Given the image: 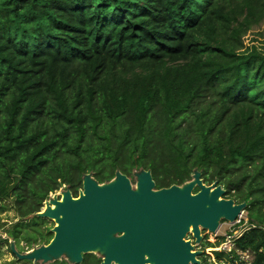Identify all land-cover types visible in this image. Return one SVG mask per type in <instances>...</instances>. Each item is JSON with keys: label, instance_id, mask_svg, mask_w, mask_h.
<instances>
[{"label": "trees", "instance_id": "16d2710c", "mask_svg": "<svg viewBox=\"0 0 264 264\" xmlns=\"http://www.w3.org/2000/svg\"><path fill=\"white\" fill-rule=\"evenodd\" d=\"M263 23L264 0H0V203L19 217L0 245L47 244L35 213L85 174L161 189L198 171L246 203L214 256L264 264V44L245 43Z\"/></svg>", "mask_w": 264, "mask_h": 264}, {"label": "water", "instance_id": "95a60500", "mask_svg": "<svg viewBox=\"0 0 264 264\" xmlns=\"http://www.w3.org/2000/svg\"><path fill=\"white\" fill-rule=\"evenodd\" d=\"M133 178L135 187L120 172L101 184L85 174L78 197L65 187L35 213L54 222L50 241L20 253L10 240V251L32 264L62 257L79 264L89 253L100 257V264H199L201 252L186 235L199 244L201 230L215 232L220 220L233 223L246 206L223 198L225 190L216 182L205 185L198 171L182 185L161 189H155L149 170L134 172Z\"/></svg>", "mask_w": 264, "mask_h": 264}, {"label": "rangeland", "instance_id": "374dc122", "mask_svg": "<svg viewBox=\"0 0 264 264\" xmlns=\"http://www.w3.org/2000/svg\"><path fill=\"white\" fill-rule=\"evenodd\" d=\"M245 43L248 45L253 43L257 46H261L262 44H264V23L257 30L256 29L253 30V32L249 33L246 36ZM130 180H131L132 186L135 187V178L130 179ZM194 189H193V193H194ZM64 190H65V187L61 186L58 190L50 193L49 197L52 194H58L59 192L64 191ZM58 198H59V196H58ZM1 205H3L4 207L1 208ZM12 205L13 204H12L11 200H4L0 203V225H2L3 230L9 229L13 223H15L19 220V217H18L17 213L15 212ZM43 207H44V205L41 207L40 212H42ZM240 219L243 220V222H245L247 220L246 210H244L242 212ZM45 222H46V226H48V227L52 228L54 226V222L50 219H46ZM244 229H245V225H243L242 222L236 224V222L230 223L228 221L220 220V225L215 232H207V230H201L202 239H201L199 244H196L194 242V239L192 238V236L190 234H187L185 239L191 241V244L194 246V248H193L194 251L201 252L199 254V256L202 255V252L204 253L203 259L205 260V264H227V262L224 258L217 259L214 256L213 251L223 249L224 251L228 252L232 248L231 243H230V245L226 244V245H228V247L225 246L223 243H221V244H219V246L217 245L218 247H215V248H212V247L206 248V245H202L201 243L202 242H209L211 244H216L219 241V239H218L219 237H222V236L227 237V236H229L228 234L235 236V235H238L240 232H242ZM3 230H0V234L4 237L7 234ZM33 247H38V245H33L29 249L28 246L26 245V243L21 241L19 243V247L17 248L15 246V249H16V251H18L20 253H26V252L30 251ZM198 257H197V259H198ZM62 259H64V257H62ZM15 260H18V259H16V257L10 251V244H9V246H7L5 243L1 244L0 245V264H28L22 260H18L19 262L15 263L14 262ZM199 262H200V260H199Z\"/></svg>", "mask_w": 264, "mask_h": 264}, {"label": "built area", "instance_id": "2783aa9c", "mask_svg": "<svg viewBox=\"0 0 264 264\" xmlns=\"http://www.w3.org/2000/svg\"><path fill=\"white\" fill-rule=\"evenodd\" d=\"M240 216H241V215H239V216L237 217V219L234 221V222H236V224H237V223H240V220H241V219H240ZM224 237H225V241H224L223 244H224L225 246L228 247V245H226V244H229V245H230V243H231V236L229 235V236H227V237H226V236H224ZM219 248H220V247H219ZM222 250H223V249H222ZM244 257H245V259L247 258V256H244Z\"/></svg>", "mask_w": 264, "mask_h": 264}, {"label": "bare ground", "instance_id": "6f19581e", "mask_svg": "<svg viewBox=\"0 0 264 264\" xmlns=\"http://www.w3.org/2000/svg\"><path fill=\"white\" fill-rule=\"evenodd\" d=\"M51 207L54 208V205H52Z\"/></svg>", "mask_w": 264, "mask_h": 264}, {"label": "clouds", "instance_id": "9594fccd", "mask_svg": "<svg viewBox=\"0 0 264 264\" xmlns=\"http://www.w3.org/2000/svg\"><path fill=\"white\" fill-rule=\"evenodd\" d=\"M52 193V192H51ZM231 237H233L232 235H230Z\"/></svg>", "mask_w": 264, "mask_h": 264}]
</instances>
